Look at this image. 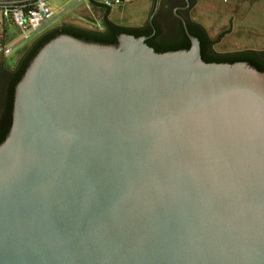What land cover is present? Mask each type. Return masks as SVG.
I'll return each instance as SVG.
<instances>
[{
	"label": "water",
	"instance_id": "obj_1",
	"mask_svg": "<svg viewBox=\"0 0 264 264\" xmlns=\"http://www.w3.org/2000/svg\"><path fill=\"white\" fill-rule=\"evenodd\" d=\"M59 35L0 143V264H264V71Z\"/></svg>",
	"mask_w": 264,
	"mask_h": 264
},
{
	"label": "rangeland",
	"instance_id": "obj_2",
	"mask_svg": "<svg viewBox=\"0 0 264 264\" xmlns=\"http://www.w3.org/2000/svg\"><path fill=\"white\" fill-rule=\"evenodd\" d=\"M249 11L233 7L232 3L221 0H202L193 11V21L202 24L212 38L217 40L216 49L220 52H234L242 49L264 50V7L261 0H243ZM152 0H124L122 5L113 6L110 18L119 25H132L142 20L151 8ZM53 18L49 28L60 23L81 27H99L100 16L89 10V3L79 0H46ZM247 7V6H245ZM90 8V7H89ZM262 8V9H260ZM15 32V28H11ZM43 30L37 35L39 36ZM36 36V37H37ZM20 43L11 53L2 58L6 65L16 62L21 52L36 38Z\"/></svg>",
	"mask_w": 264,
	"mask_h": 264
},
{
	"label": "trees",
	"instance_id": "obj_3",
	"mask_svg": "<svg viewBox=\"0 0 264 264\" xmlns=\"http://www.w3.org/2000/svg\"><path fill=\"white\" fill-rule=\"evenodd\" d=\"M88 3L91 9H94L95 7H102L105 9L106 16H102L99 27L88 28L68 23H62L58 26H54L50 28L48 33H42L37 36L25 49L23 55L16 60L15 65L12 68L13 78L8 85L7 98L6 100L4 99V101H1L5 110L2 113V121L4 122L3 126L5 127V132L7 131L11 121L15 86L22 78L32 59L46 43L59 35H67L87 43L116 45L119 35L134 34V29L124 27L111 20L110 15L112 7L117 5L111 3L107 6L104 3L98 4L94 0H88ZM123 3L124 0L118 5H122ZM89 7L88 9L90 10ZM189 34L199 41L201 58L206 63L232 64L235 62H246L258 71H264V50L242 49L234 52H220L216 49L218 44L217 40L212 38L208 30L198 22H192V30H189ZM134 37L137 38L135 35ZM182 37L184 39V43L181 45L171 43V45H168L167 47L159 46L152 49L156 53L187 50L190 47V41L184 33L182 34ZM148 45L151 46L149 43Z\"/></svg>",
	"mask_w": 264,
	"mask_h": 264
},
{
	"label": "flooded vegetation",
	"instance_id": "obj_4",
	"mask_svg": "<svg viewBox=\"0 0 264 264\" xmlns=\"http://www.w3.org/2000/svg\"><path fill=\"white\" fill-rule=\"evenodd\" d=\"M151 8L146 12L144 18L132 25H123L124 27L134 29L132 36L145 39V43L151 45L149 47H167L171 43L181 45L184 43L182 34L187 37L186 30H192L193 11L200 5L202 0H152ZM90 10L94 11L96 16L105 15V9L102 7H95ZM98 10V11H97ZM50 28H44L42 33H48ZM41 33V34H42ZM120 36V35H119ZM118 36V37H119ZM188 38V37H187ZM118 41V38H117ZM29 46V45H28ZM27 46V47H28ZM26 47V48H27ZM25 48V49H26ZM25 49L21 52L19 57L23 55ZM18 57V58H19ZM12 65H6L4 60L0 58V143L7 136L11 123L5 132L4 122L2 121V113L5 111L1 101L6 100L8 93V85L12 77Z\"/></svg>",
	"mask_w": 264,
	"mask_h": 264
},
{
	"label": "built area",
	"instance_id": "obj_5",
	"mask_svg": "<svg viewBox=\"0 0 264 264\" xmlns=\"http://www.w3.org/2000/svg\"><path fill=\"white\" fill-rule=\"evenodd\" d=\"M86 1L88 0H79ZM98 4L118 5L123 0H94ZM227 3L228 0H221ZM53 13L46 0H13L0 2V56H8L20 43L36 37L52 21ZM11 28L16 31L12 32Z\"/></svg>",
	"mask_w": 264,
	"mask_h": 264
},
{
	"label": "crops",
	"instance_id": "obj_6",
	"mask_svg": "<svg viewBox=\"0 0 264 264\" xmlns=\"http://www.w3.org/2000/svg\"><path fill=\"white\" fill-rule=\"evenodd\" d=\"M2 1H13V0H0V2H2ZM230 2L232 3V5H234L233 7H235V8L238 7V8L247 9V10L249 9L250 10L251 8L255 7V6L251 7L248 4H245L247 2L243 1V0H228L227 4H229ZM258 5H260V7H261V5H263V7H264V0L259 1ZM245 6H247V7H245ZM260 9H262V8H260ZM60 24H62V23H60ZM60 24H58V25H60ZM48 27L49 26L47 25L46 28H48Z\"/></svg>",
	"mask_w": 264,
	"mask_h": 264
}]
</instances>
